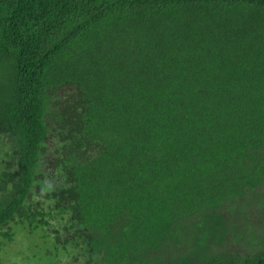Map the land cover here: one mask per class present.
<instances>
[{
    "label": "trees",
    "instance_id": "16d2710c",
    "mask_svg": "<svg viewBox=\"0 0 264 264\" xmlns=\"http://www.w3.org/2000/svg\"><path fill=\"white\" fill-rule=\"evenodd\" d=\"M8 222L43 264H264V0H0Z\"/></svg>",
    "mask_w": 264,
    "mask_h": 264
},
{
    "label": "rangeland",
    "instance_id": "374dc122",
    "mask_svg": "<svg viewBox=\"0 0 264 264\" xmlns=\"http://www.w3.org/2000/svg\"><path fill=\"white\" fill-rule=\"evenodd\" d=\"M1 231H8L10 240L0 235V264H43L47 248L52 244L50 234H42L40 228L31 231L23 224L7 223Z\"/></svg>",
    "mask_w": 264,
    "mask_h": 264
}]
</instances>
